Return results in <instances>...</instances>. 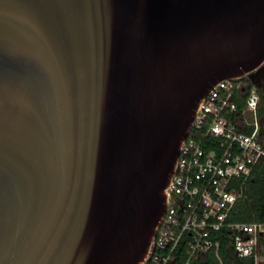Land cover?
<instances>
[{"label":"water","instance_id":"1","mask_svg":"<svg viewBox=\"0 0 264 264\" xmlns=\"http://www.w3.org/2000/svg\"><path fill=\"white\" fill-rule=\"evenodd\" d=\"M264 63V0H0V264H144L222 80Z\"/></svg>","mask_w":264,"mask_h":264},{"label":"built area","instance_id":"2","mask_svg":"<svg viewBox=\"0 0 264 264\" xmlns=\"http://www.w3.org/2000/svg\"><path fill=\"white\" fill-rule=\"evenodd\" d=\"M242 93L255 124L249 132L229 118ZM259 89L238 79L220 81L203 102L181 149L170 202L144 264H168L182 241L184 264L206 261L225 264L219 232L225 231L239 256L264 264V221H233L232 213L256 165L264 157V133L259 127ZM209 144L212 146L210 147Z\"/></svg>","mask_w":264,"mask_h":264},{"label":"trees","instance_id":"3","mask_svg":"<svg viewBox=\"0 0 264 264\" xmlns=\"http://www.w3.org/2000/svg\"><path fill=\"white\" fill-rule=\"evenodd\" d=\"M242 80L255 84L260 93L258 106V121L261 131L264 133V63L256 70L242 77ZM237 109L228 116L235 121L239 127L246 131H253L255 124L253 114L246 110V100L242 93H237L235 97ZM211 147L212 145L209 144ZM233 221H264V157L256 165L253 173L244 186L243 194L238 198L236 208L232 213ZM221 239V254L225 264H254V259L250 256H239L233 245L232 239L223 230L219 232ZM187 257L186 243L182 241L175 252L174 257L168 264H184ZM206 261H198L199 264H213L217 259L211 255H204Z\"/></svg>","mask_w":264,"mask_h":264}]
</instances>
